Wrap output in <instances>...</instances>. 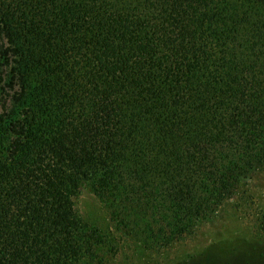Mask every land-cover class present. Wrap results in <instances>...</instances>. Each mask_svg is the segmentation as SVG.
Listing matches in <instances>:
<instances>
[{
  "label": "trees",
  "instance_id": "1",
  "mask_svg": "<svg viewBox=\"0 0 264 264\" xmlns=\"http://www.w3.org/2000/svg\"><path fill=\"white\" fill-rule=\"evenodd\" d=\"M262 167L264 0H0V264H112L86 186L161 251Z\"/></svg>",
  "mask_w": 264,
  "mask_h": 264
},
{
  "label": "rangeland",
  "instance_id": "2",
  "mask_svg": "<svg viewBox=\"0 0 264 264\" xmlns=\"http://www.w3.org/2000/svg\"><path fill=\"white\" fill-rule=\"evenodd\" d=\"M77 207L85 221L102 229L117 246L112 264H199L206 253L231 254L240 245L253 242L258 216L264 209V167L243 182L233 197L224 200L212 220L202 222L192 234L161 251H150L122 238L91 187L82 189Z\"/></svg>",
  "mask_w": 264,
  "mask_h": 264
}]
</instances>
